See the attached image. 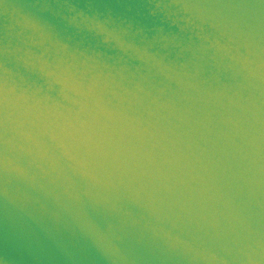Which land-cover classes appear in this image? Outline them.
Instances as JSON below:
<instances>
[{
  "label": "water",
  "instance_id": "obj_1",
  "mask_svg": "<svg viewBox=\"0 0 264 264\" xmlns=\"http://www.w3.org/2000/svg\"><path fill=\"white\" fill-rule=\"evenodd\" d=\"M0 264H264V0H0Z\"/></svg>",
  "mask_w": 264,
  "mask_h": 264
}]
</instances>
